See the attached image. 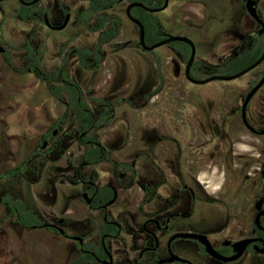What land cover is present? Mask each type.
I'll use <instances>...</instances> for the list:
<instances>
[{
  "label": "rangeland",
  "instance_id": "obj_1",
  "mask_svg": "<svg viewBox=\"0 0 264 264\" xmlns=\"http://www.w3.org/2000/svg\"><path fill=\"white\" fill-rule=\"evenodd\" d=\"M180 1L170 0L169 7L155 15L164 31L171 35L192 34L193 39L201 43L199 32L214 35L220 29L218 18L221 20L223 16L227 20L226 30L221 33L224 34V42L218 46V52L205 54L203 51L206 52L209 46L200 44L197 59L206 56L208 62L214 63L225 58L227 51L234 50L240 42L230 32L235 28L233 22L236 20L238 23L241 18L242 22L247 19L250 25L253 24L244 10V0H227V6L216 3L213 16L207 13L203 21H199L186 6L182 8ZM258 7L264 19V0ZM106 13L111 16L110 20L119 19V35L99 44L100 51H96L99 61L93 63L96 59L92 56L88 60L93 66L87 69L81 67L77 59L79 54L73 53L72 48H95L98 33L86 34L82 31V34L76 35L73 26L64 33L44 32L39 30L41 26L37 23L20 22L11 13L0 14V44L5 47V52L0 53V88L6 92L14 87H25L26 92L33 94L32 106L35 108L25 111L27 124L35 129V135H30L32 138H26L28 134L21 128L18 131L23 135L12 137L17 135H11L13 131L5 120H0V132L8 134L7 151L0 155L4 164L0 165V175L3 176L0 177V194L8 192L11 186L43 221L57 224V219L64 217L67 221L62 224L63 229L69 234L82 235L84 203L80 187H71L69 182L70 178H75L82 159L83 146L74 131L79 122L76 112L66 105L69 100L66 95L61 94L62 100H59L52 91L53 86L58 85L55 72L65 63L69 76L80 83L81 98L96 114L101 112L97 98L108 99L112 103L114 117L105 123L104 128L98 129L97 134L102 136L107 132L113 139L119 140L122 157L133 149L141 150L143 145H147L150 152L145 151L142 154L145 157L166 156L162 150L169 151L168 146L175 157H179L182 150L184 155L181 156L200 159L195 168L198 169L195 176L199 182L191 173L195 169L187 167L191 172L186 170V174L208 192L194 212L201 216L202 229L211 230L226 221L229 205L246 196L243 192L245 174L247 170L251 174L257 172L259 162L264 158L261 139L243 126L238 114L231 117L229 113L230 107H237L232 103L233 98L244 94L247 78L191 83L184 76L185 61L174 60L167 47L159 46L152 52L137 46L136 26L122 14V9L116 7L106 10ZM208 29L211 33H206ZM27 41L40 51V68L47 76H53V80H44L34 72H26ZM127 41L129 45L124 46ZM259 69L255 68L256 71ZM147 92L153 94L150 100L144 97ZM254 100L256 107L249 109L250 119L260 125L259 117L264 113V87ZM19 106L11 99L9 107L3 112L7 115L18 110ZM110 113L112 111L109 110L107 116ZM214 125L219 133L211 138L208 131ZM54 129L57 135L51 137ZM157 137H161L159 142ZM45 138L49 140L45 156H33L31 173L23 171L13 181L7 179L4 175L10 168L26 161ZM262 140L264 142V136ZM54 141H57L55 146ZM211 152L215 160L210 161ZM221 160H224L226 169L217 164ZM229 163L232 170L228 167ZM233 168L238 171L233 173ZM229 175L232 177L229 178ZM149 181L147 177L138 182L147 184ZM127 183L133 188L131 181ZM160 206L158 204L146 210L155 211ZM136 215L134 209L127 210L123 224L124 242L118 243L119 246L125 247V242H132L135 229L131 222ZM79 257L80 252L73 240L45 227H22L15 222L6 205L0 202V264H73Z\"/></svg>",
  "mask_w": 264,
  "mask_h": 264
},
{
  "label": "flooded vegetation",
  "instance_id": "obj_2",
  "mask_svg": "<svg viewBox=\"0 0 264 264\" xmlns=\"http://www.w3.org/2000/svg\"><path fill=\"white\" fill-rule=\"evenodd\" d=\"M132 1L138 0H115L114 4L105 9V11L119 7L122 9V14H124V16L128 19L125 10L127 5ZM245 1L246 0L243 2V7L245 12L249 15L245 8ZM260 1L261 0H259L257 3V12L263 19L262 15L259 13L258 7ZM163 2L164 0H162L160 4H157V0H146L144 4L150 7H160L162 6ZM6 3L7 5H5ZM90 3L91 0H0V14L5 15L7 13H11L20 22L37 23L41 26L39 30H43L44 32L64 33L69 30L70 26H73L76 28V35L82 34V31H84L86 34L88 32L98 33V45L93 48L94 50L88 47L80 48L79 46L72 48L74 51L73 53L79 54L77 59L81 67L87 69L93 66L88 60L92 56L96 59V62L93 63H98L99 55L97 52L100 51L99 44L105 43L100 42V31H93L88 27L89 21H86L88 16L86 11L89 9ZM170 4V0H168L165 8L162 11L157 12H151L142 7L140 8L150 12L155 16L161 12H164ZM137 7L139 8V6H136L131 10L133 16H135L134 11ZM113 14H116V12H113ZM251 18L253 20V24L251 25L252 28L247 29V31L245 29L247 33L238 32L237 30L230 31L234 34V36L240 39V42L234 48V50L231 52L227 51V56L225 58L217 59V61L214 63L208 62L206 60V56L197 59L196 55L197 49L199 48L198 46L200 44L204 45L205 47H213L212 41L214 40L215 35L210 37L209 34H203L201 31L199 32V35H201L203 39L201 38L202 42L198 43L195 41V39H193L191 36L192 34H174L188 36L195 43L196 54L193 63L198 61L200 62V65L197 66V71H193L192 64V76L195 78H205L215 75L211 74L212 72L210 73V68L222 64L238 48L250 47L259 40L262 41L263 47V36L262 33L258 32L261 26L253 17ZM156 19V23L158 25V32H156V34L159 37L158 40H161L169 33L164 31L160 20L157 17ZM109 24L110 21H108L107 26ZM135 26L138 31L136 24ZM198 26L200 27L201 24H198ZM118 35L119 33L117 36ZM114 38L110 39L109 41L113 40ZM171 42L161 46L168 48L174 60H183L186 64L190 53L189 45L185 43L187 48L185 50H181L179 47L171 45ZM223 42L224 41H222V37H220L217 45H222ZM27 43L32 46L30 41H27ZM129 43V41L125 42L124 46H128ZM136 44L142 49L138 43V40ZM0 47L3 48V50L0 51V53L3 54L5 52V47L2 44H0ZM33 49V55L37 56V62L35 65L36 68H30L31 63L27 51L28 65L25 67V70L28 74L34 72L37 76H40L41 79L45 80L47 75L45 72H42L38 63L40 51L34 47ZM85 49H90L92 51L90 55H87L84 58L85 61L91 63L89 67H85L79 59L82 55V51ZM155 49L142 50L153 52ZM185 56L186 59H184ZM263 61L257 66L260 67L259 70L256 71L254 68L253 70L241 76L247 78L246 85L244 87V94L239 95L238 98H233L234 100L232 103L236 104L237 107H230L229 110L231 117L238 114L243 126L250 133L261 139L260 147L264 146V142L262 140L264 133L259 134L257 132H252L244 125L241 117L240 107L248 92L264 75ZM64 66L65 63L62 64V66H60V68L57 70L60 74L62 70L67 72ZM67 75L71 79L72 83L78 84L80 86V83L77 79L69 76L68 72ZM48 80H53V76H51V79ZM186 80L188 79L186 78ZM59 84L60 83L58 81V85ZM263 87L264 83L253 93L245 107L246 120L254 129H256V131L264 129V113L260 114L261 117H259L261 124L256 125L250 119L249 109L251 107H256L254 98ZM23 89L25 90V87H23ZM1 91L0 97H4L6 92L10 90L3 92L2 89ZM31 95L33 94L29 93L28 99H26L24 93L21 95L15 94V96L11 99L14 100L15 103L21 101L23 105L25 104L28 107L27 110L31 111L35 109L32 106L33 100ZM144 97H146V100H150L153 97V94L147 92L145 93ZM57 98L62 100L61 96ZM11 99H9V101ZM79 99L80 98H78V100ZM97 99V102L100 104L101 112L96 114L94 110L87 105L85 110L92 112L96 118L102 115L104 116L100 118L99 125L86 126L81 133H78V139L83 146L82 159L80 166L76 169L75 178H70L69 180L71 187H80V197L84 203L82 213V235L77 233H67L62 227V224L67 221L64 217L58 218L57 224L53 223L56 226L41 225L39 227L52 229L63 237L73 240L80 252V257L84 256V259L86 262H88V264H103L104 260H111L112 264H264V158L260 160L257 172L251 174L250 171L247 170L244 177L245 188L243 190L246 196L240 201L233 202L231 205H229V213L226 221H222L211 230H203L201 216L194 211L196 207L199 206L202 197L206 196L205 194L208 192L204 186L200 187L197 182H195L186 174V170L191 172L189 169H187V167L195 169L197 167L196 162H200V159L194 158V160H192L190 157L185 158L184 156H181L184 155L182 150L179 152L180 156L175 157L172 148L170 150L168 146H166V148L169 151L162 150L166 156L156 157L154 155L151 157H145L142 154H144L145 151L150 152L147 145H143L141 150H137V148L133 149V151H130L126 156L122 157L119 140H115L116 138L113 139L107 132H104V135L102 136L97 134V130L104 128L105 123L114 117V108L112 103L108 99ZM238 99H240L239 104ZM257 104L260 103L257 102ZM66 105L72 107V104L69 100ZM2 106L3 105L0 107L1 115L5 114L3 110L7 109L9 105L4 107ZM109 110L112 111V113L107 116ZM12 126H10V128ZM30 126L32 129L31 136H34L35 129L33 125L30 124ZM76 129L74 130L75 132ZM208 132L211 138H213V136H217L219 133L215 125L209 128ZM21 135L23 134L20 133L19 135L12 137L18 138ZM56 135L57 131L55 129L52 130L51 137ZM26 138L32 137L29 135L26 136ZM156 140L159 142L161 137H157ZM43 141H46L45 145H43ZM56 144L57 141H54L53 146ZM48 145L49 140L46 138L43 139L41 145L34 150L35 153L33 152V156H45V149ZM95 148L98 149L97 158L93 156V149ZM214 148L217 149L216 146ZM39 152L40 154H37ZM170 155H172V158H170ZM33 156L31 157L33 158ZM214 156V153L211 152L208 159L210 161L215 160ZM218 162V165L220 164L223 169H226L224 160ZM228 167L229 169L231 168L230 170H232L231 163H229ZM196 170L198 169H195L194 172H191L192 175H196ZM237 171L238 170L233 168L232 172L236 173ZM147 177L150 180L147 184L138 182L139 179L143 180L144 178L147 179ZM231 177L232 176L229 175V178ZM195 179L199 182L196 176ZM128 181H131L133 188L130 187V183H127ZM139 197L141 202L139 201ZM158 204H161V206L155 211L148 212L146 210V208H152ZM129 208L134 209L135 213L137 214L134 220L131 222L135 232L132 234V242H125V247H123L119 246L118 243L124 242L123 224L125 222V214ZM260 211L263 212L257 217V214ZM237 213L241 214V216L239 217ZM31 228L37 227L32 226ZM59 228L62 229V232L59 231ZM177 232L205 234L212 247L223 256H230L234 253V242L246 238H251L253 241L246 246L243 253L237 259L224 261L219 257L207 254L204 250L203 244L199 240L192 237H176L170 240L171 236ZM75 236L81 237L82 240L80 241L77 238H74ZM171 252L179 257L188 259L191 263L179 260L163 262L162 260H166L170 257Z\"/></svg>",
  "mask_w": 264,
  "mask_h": 264
},
{
  "label": "trees",
  "instance_id": "obj_3",
  "mask_svg": "<svg viewBox=\"0 0 264 264\" xmlns=\"http://www.w3.org/2000/svg\"><path fill=\"white\" fill-rule=\"evenodd\" d=\"M143 3L146 2V0H138ZM115 0H91L89 9L86 11L88 14L86 21H89V29L93 31H100V42H106L110 39L117 36L120 30L119 26V19L115 18L114 20H110V15L106 13L105 9L113 5ZM162 0H157V4H160ZM83 14V13H82ZM134 15L139 18L145 27V40L147 43L155 42L159 39L156 32H158V25H157V19L156 17L151 14L150 12L145 11L142 8H136L134 11ZM108 21H110V24L107 26ZM171 45L179 47L181 50H185L187 48V45L183 42L175 41L171 42ZM26 49L28 51V56L30 60V68H36V62H37V56H34V49L33 47L27 43ZM262 50V41L259 40L255 42L253 45L247 48H238L234 51V53L229 56L222 64L216 65L214 67L210 68L211 74H232L235 73L251 62H253L261 53ZM92 51L90 49H85L82 51V55L80 56V61L85 67L90 66V62H87L84 60L85 56L90 55ZM187 55V54H186ZM186 59V56L185 58ZM200 65V62L195 61L193 63L192 70L197 71V66ZM263 67H264V61H263ZM55 75L58 77L59 85L53 86L52 91L55 92L57 97L62 96L61 94H65L67 98H69L70 103L72 104V109L76 112L77 121L79 122V125L76 127V132L81 133L82 130L87 126L90 125H99V120L104 115L97 117L92 114V112H88L85 109L86 103L85 101L80 97L81 88L78 84L72 83L71 79L68 77L67 72L65 70H62L61 74L59 71L55 73ZM47 80L51 79V76H46ZM11 88L10 91L6 92V95L4 97H0V107L9 105V99L13 98L15 94H22L24 93L25 98L28 99V93L27 90H24L23 87L18 88ZM1 89L0 88V96H1ZM24 90V91H23ZM26 92V93H25ZM78 98H80L78 100ZM28 101V100H26ZM19 107L18 110H14L15 112L6 114H0V120L4 119L5 123L10 126V132L11 135H19L18 128H21L25 133L29 135H32V129L31 126L27 124L28 120L25 116V111L28 108L25 104L21 101L18 102ZM16 103V104H18ZM25 103V101H24ZM12 118V119H8ZM7 135H5L3 132H0V155L5 154L7 151ZM93 156L95 158L98 157V149H93ZM35 153V152H34ZM30 154V158L26 159V161L19 163L17 166L11 167L9 172L4 175L9 180L16 179L21 173L24 171L25 173H31V166L33 163L32 157L33 154ZM37 154H40L37 153ZM43 154V153H42ZM1 161V160H0ZM3 161V160H2ZM0 162V165L3 162ZM0 177H3L0 175ZM0 191L2 192V188L0 187ZM0 202H2L6 207L8 208V211L10 214H12L15 217V221L19 223L22 227L25 228H31L32 226L39 227L41 225H44L46 222L43 221L26 203L25 201L16 195L13 188L10 186L8 192L5 191V193L0 194ZM74 264H88V262L85 261L84 256H81Z\"/></svg>",
  "mask_w": 264,
  "mask_h": 264
},
{
  "label": "water",
  "instance_id": "obj_4",
  "mask_svg": "<svg viewBox=\"0 0 264 264\" xmlns=\"http://www.w3.org/2000/svg\"><path fill=\"white\" fill-rule=\"evenodd\" d=\"M258 1L259 0H246L245 1V8H246L247 12L249 13V15L251 17H253L257 21V23H259L261 26V28L258 30V32L262 33V36H263V47H262V51H261L260 55L253 62H251L250 64H248L247 66H245L244 68H242L241 70H239L235 73H232V74H215V75H211V76H208L205 78H195L191 74V66H192L193 61L195 59L196 49H195V43L193 42V40L190 37L185 36V35L168 34L165 38L158 40L156 42H153L151 44H148L145 41V29H144L143 23L138 18L133 16L131 13L132 8L136 7V6L142 7L148 11H151V12L162 11L165 8V6L167 5L168 0H164L162 6H160V7H150V6H147L140 1H132L127 5L125 13H126V16L128 17V19L137 25L138 31H139L138 43L142 47V49H144V50H153V49H155V48H157L163 44L169 43L171 41H181V42L188 44L189 48H190V53H189V56H188V59L186 61L185 68H184L185 77L193 83L204 84V83H207V82L212 81V80H233V79L239 78V77L243 76L244 74H246L247 72L256 68L264 60V20L259 16V14L257 12ZM2 50H3V48L0 47V51H2ZM263 83H264V75L259 79V81L254 85V87L248 92V94L244 98V100L241 104V107H240L241 108V117H242L244 125L249 130H251L252 132H257L259 134L264 133V129L256 131V129H254L247 122L246 117H245V107H246L247 102L250 99V97ZM45 144H46V141H43V145H45ZM262 212L263 211L258 212L257 217ZM43 226H56V225H54L53 223H45ZM59 231L62 232V229L59 228ZM176 237H192L194 239H197L203 244L204 250L207 254L215 256V257H219V258L223 259L224 261H231V260L237 259L243 253L246 246L250 242L253 241V239H251V238H246V239L236 241L233 243L234 253L230 256H223V255L219 254L212 247L207 236L203 233L177 232L171 236L170 240H172ZM74 238H77L80 241L82 240L81 237H78V236L77 237L75 236ZM174 260H179V261L191 263L188 259L179 257V256L175 255L173 252L170 253L169 258H167L166 260H162V261L163 262L164 261L170 262V261H174ZM103 264H112V262H111V260H104Z\"/></svg>",
  "mask_w": 264,
  "mask_h": 264
},
{
  "label": "crops",
  "instance_id": "obj_5",
  "mask_svg": "<svg viewBox=\"0 0 264 264\" xmlns=\"http://www.w3.org/2000/svg\"><path fill=\"white\" fill-rule=\"evenodd\" d=\"M191 1V3H189ZM182 8H184V6H186L187 10L193 12V14L197 17V19L199 21H203L206 16H207V13L209 14V16H213V6L216 4V3H221L225 6H227V0H182L180 1V4H182ZM209 9V11H208ZM186 17V16H185ZM219 21H221L217 26H219L220 29H217V31L215 32L216 34L215 35V38L214 40L212 41L213 43V47L212 46H209L208 49L205 51H203V53L207 54L209 52H211L212 54L218 52V40H220V37H223L224 34H221L224 30H225V27L227 26V20L226 18H224L223 16L221 17V20L218 18ZM233 29L231 30H237V31H241V30H247V29H250L251 25H250V20H245L242 22L241 18L239 19V22L237 23L236 20L233 22ZM202 26V25H201ZM206 33H211L210 30H206ZM208 35V34H207ZM211 37H213L212 34H209ZM202 38V36H201ZM203 39V38H202ZM210 49V51H208ZM198 50V49H197Z\"/></svg>",
  "mask_w": 264,
  "mask_h": 264
}]
</instances>
